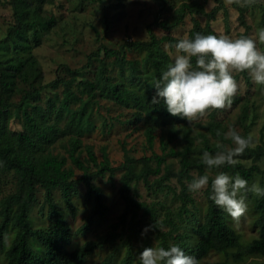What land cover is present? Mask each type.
<instances>
[{"label":"trees","instance_id":"1","mask_svg":"<svg viewBox=\"0 0 264 264\" xmlns=\"http://www.w3.org/2000/svg\"><path fill=\"white\" fill-rule=\"evenodd\" d=\"M213 1L214 5L209 10L203 7L204 1L200 0L182 1L179 4L180 15L177 21L186 14L190 15L191 26L187 31L186 38L193 39L197 33L219 37L211 26V22L216 19L218 12L223 10V19L226 23L228 12L224 7L223 0ZM44 2L45 0L6 1L11 9L13 24L7 27L5 36L0 39V45H13L11 48L16 55H12L6 60L0 57V170H10L15 176L14 189L0 198V264H88L85 262L86 257L93 250L101 248L115 239H119V241L113 244L110 252L101 261L90 264H113V256L120 247H124L120 264H131L134 258L131 239L139 233L136 221L137 211L140 209L148 212L147 220L153 227L147 232V235L153 234L157 239L158 247L168 249L170 246L177 245L185 254L195 256L199 262L210 251L223 253L225 258L220 264H227L229 257L233 261H240L245 255L264 256V197L258 196L254 201V208L258 212L256 223L259 235L243 244L239 240L238 233L228 226L225 220L226 212L217 207L210 199L212 177L200 157L204 151L215 154L218 149L216 143H209L206 136L202 140L201 147L194 148L192 138L185 131L182 147L175 149L168 145L176 138V133L171 131L165 139L160 138L162 152L160 155L154 154V165H151L150 157L143 156L139 160L134 159L128 155L124 147H122L123 160L115 167L110 166L105 152L102 153L101 160L97 161L91 147H86V161L89 160V163H84L85 161L79 157V153L83 149L81 136L85 131H90V126L93 127L87 120L88 106L97 103L98 99L125 108H133L134 114L149 120V125L145 128V138L149 147H152L155 127L172 125L179 120L180 117H173L167 112L162 101L159 105L151 103L155 95L154 81L161 76L169 64L173 63L161 48V44L163 42L170 45L176 44L179 39L169 34L157 37L148 26V40H126L117 48L100 44L97 47V52L87 56V62L82 67L71 69L64 66L67 77L57 76L46 84H41V71L36 67V59L28 51L40 44L39 32L48 31L55 21L52 15L45 16L43 14ZM249 4L250 0H232L231 2L232 7L237 11V22L243 27V31L238 32L235 38L250 37L248 34L250 25L246 21V8ZM200 14L204 17L203 21L196 17ZM154 25L164 31H169L175 26V23L155 19ZM226 29H228L227 26ZM126 48L143 53L141 59L127 58ZM20 52L26 54H20ZM100 52H102V58L99 56ZM93 56L99 62L94 67L88 95L81 98L72 89L73 83L79 71L84 70ZM109 59H112L110 62L118 68L116 76H111L106 72ZM192 63H195L194 59ZM125 71H127L126 74ZM246 72L248 70L242 74L244 79L249 82ZM18 82L26 83L28 89L23 91L19 101L15 103L11 97L18 88ZM135 82L138 84L132 87ZM45 87L50 90L62 88L61 98L57 105H54L53 98H47L45 107L36 104ZM30 102L32 104L28 110L27 106ZM74 102H77L78 106L74 112L73 125L67 135L68 138L60 145L66 155H59L54 153L51 148L55 138L62 131L58 126V121L62 113L70 110L69 105ZM13 107L19 108L21 112L22 129L20 130L8 128ZM52 115L55 120L49 121V117ZM241 116L242 114L239 116V121H241ZM243 123V131L240 135L248 138L250 137V125ZM207 129L214 139L225 145L227 138H225L224 131L218 122L210 123ZM262 136L261 132L259 141L246 149L239 158L256 161L264 157ZM166 156L178 159L177 169H172L167 165L161 167ZM67 159L81 171L79 177L75 178L73 168L66 166ZM139 163L140 165L137 167ZM92 165L93 169L90 167ZM117 170L121 171L119 194L125 206L118 217L120 223L115 222L113 227L126 223L129 232L124 234L122 229L108 231L70 249L69 225L64 219L63 210L57 208L52 199L53 191L59 190L67 209L71 214H74L75 209L70 202V196L77 193L79 183L85 186L84 198L86 201L93 199L94 204L84 217V222L77 228L78 232L84 233L88 231L93 220H99L107 209L101 198V190L93 183V180L107 173L108 180L111 181ZM221 171L229 173L233 177L239 174L248 183H251L254 174L264 175V170L256 163H252L248 167L242 163L235 166H224L219 168V172ZM205 174H209V184L203 190L205 212L202 222L195 228L196 242L189 244L187 242L189 235L177 232L174 219L175 217L181 218L185 214L190 215L189 208L196 207L195 199L188 190V184L198 176ZM140 180L143 181L146 189L167 191H172L170 182L174 180L179 187L177 193L173 189V194L179 201L177 210L171 212L166 209L163 219H157L154 202L138 201L131 194V186ZM38 186L43 191L41 207L46 204L49 214L48 222L43 227L34 226L29 213L32 205L36 202ZM260 187H264L262 182H260ZM248 196L251 197L250 192L246 194V197ZM127 215L129 217L126 220ZM163 223L168 224L169 228L166 230L159 228ZM31 239H35L39 244L30 243ZM144 249L145 245L138 248L139 255Z\"/></svg>","mask_w":264,"mask_h":264},{"label":"rangeland","instance_id":"2","mask_svg":"<svg viewBox=\"0 0 264 264\" xmlns=\"http://www.w3.org/2000/svg\"><path fill=\"white\" fill-rule=\"evenodd\" d=\"M7 0H0V39L6 34L7 27L13 24L11 9L6 3ZM182 1L188 0H45L42 6V12L45 16L52 15L54 18L53 26L48 30L39 32L40 44L32 47L28 52L36 59V67L41 71V84L55 79L67 77L64 66L71 69L80 68L87 62V56L90 53L97 52V47L103 44L110 48H117L126 40H148L147 27L150 26L157 37L169 34L177 39H183L187 36V31L191 26L190 15L186 14L181 20L177 21L179 17L180 7ZM204 1L203 7L209 10L213 5V0ZM224 7L228 12V21L225 23L223 10L219 11L216 19L211 22V26L219 36L226 35L230 38H235L238 32L243 31V27L237 22V11L232 7L229 0H223ZM200 21L204 20L202 14L196 16ZM164 20L168 23H175V26L169 31H164L154 25V21ZM177 21V22H176ZM246 21L250 25L248 31L250 38L257 41V48L264 52V43L259 42V29L264 28V0H250L249 6L246 8ZM226 26L228 29H226ZM227 30V31H226ZM13 45L1 44L0 57L3 60L9 59L12 55H16L11 48ZM161 48L168 55L170 61H174L176 54L175 44H168L163 42ZM20 54H26L20 52ZM99 55L101 58L102 52ZM125 55L129 59H141L143 53L131 49H125ZM99 58V57H98ZM107 60L106 58L104 59ZM108 60L107 73L116 76L118 74L117 66ZM98 59L94 56L90 63L80 70L77 78L73 83L72 89L85 98L88 95V88L90 80L93 76L94 67L98 64ZM127 71H125V74ZM249 82H247L242 72L233 71V76L238 84L237 94L232 99V104L227 109L217 110L211 109L210 115L192 122L186 119H181L175 123L164 126L155 127L153 130V143L149 147L145 138V128L149 125V120L145 117H138L134 114L133 108H125L106 100L98 99L97 103L89 104L87 114L90 123V131H85L81 136L82 151L79 153L81 160L86 161V147H91L93 154L97 161L102 158V153L105 152L110 166H117L123 160L124 147L129 156L136 160L141 157H150L151 165L155 164L154 154L162 152L160 149V138H166L167 135L174 131L176 138L168 145L175 149H180L184 143L183 134L187 131L188 135L193 140V147L200 148L203 138L206 136L209 143H217L209 130L207 129L210 123L218 122L224 131V136L229 128H234L239 134H242L243 124L250 125V137L253 144L257 143L262 132V139L264 140V86L257 85L253 82L252 77L248 72ZM135 82L132 87H134ZM17 90L12 95L11 99L16 103L19 101L23 91L28 89V85L24 82H18ZM61 87L55 90L44 88L41 91L40 100L36 102L40 107H45L47 98H53L54 105L58 104L61 98ZM137 89V87H135ZM31 102L27 106L28 110L31 107ZM77 102L69 105L70 110L62 113L58 126L62 129L60 134L55 138L51 148L54 153L59 155H66L64 149L60 145L66 141L70 128L73 125L74 112L77 108ZM11 118L8 121V128L12 130L22 129L21 112L19 108L13 107L11 109ZM241 121H239V116ZM243 118V120H242ZM53 115L49 117V121H53ZM203 136L201 137V135ZM229 140V141H228ZM228 141V142H227ZM225 142L226 148L230 146L235 147L231 139L227 138ZM241 163L248 167L252 163L259 165L264 170V157L259 160L252 161V159L238 158ZM140 163L137 165V167ZM164 165L172 169H177L178 159L175 157L166 156L161 167ZM66 166L73 168L74 177L80 176L81 171L75 168L70 161L66 160ZM92 169L94 166H90ZM219 169H214L210 173L212 179L218 174ZM121 171H115L112 180H108L107 173L93 180L101 190V198L103 203L107 206L104 215L99 220H93L87 232L80 233L77 228L84 222V217L89 213L94 202L93 199L85 200V186L79 183L76 194L70 196V202L75 209V213L71 214L67 209L65 202L60 196L59 190H54L52 199L56 203L57 208L62 209L64 219L69 225L71 241L70 249L82 244L86 240L96 238L99 234L107 233L108 231L123 230L124 234L129 232L127 224L117 225L113 227L115 222L120 223L118 217L123 212L125 203L119 194V176ZM231 176V174L227 173ZM14 173L10 170H0V198L14 189ZM260 182L264 185V175L254 174L250 187L254 183ZM172 191L167 190H150L146 189L143 181H138L134 186H131V194L138 201H145L146 203L154 202L157 209V219H163L166 209L174 212L179 206V201L173 194L178 192L179 187L174 180L170 182ZM204 190V189H203ZM203 190L197 193L191 192L195 199L196 207H190V215L185 214L181 218L174 219L177 232L187 233L189 244L196 242L195 228L202 222L203 214L205 212V199L203 197ZM251 193V192H250ZM258 196L251 193V197H246L248 210L244 217L241 218L239 226H236L230 216L226 213L225 220L229 227L233 228L239 235L241 243L245 244L251 239L259 235L256 218L258 212L254 208L255 198ZM43 203V191L38 186L36 189V202L30 209V216L34 226H46L49 218L48 208ZM129 215H127L126 220ZM148 212L140 209L137 211L136 226L139 231L138 234L132 237L134 258L131 264H139L138 248L145 245V248L158 247L157 239L153 234L141 236L142 230L150 226L147 220ZM123 226V227H122ZM122 227V228H121ZM161 229H168L169 225L163 223L159 226ZM9 237V236H8ZM119 239L103 245L101 248L93 250V252L86 257L85 262L95 263L101 261L112 249L113 244L118 243ZM30 243L38 245L35 239H31ZM124 254V247H120L113 256V264H120V260ZM225 255L215 251L208 252L201 260L200 264H220L224 260ZM4 262V261H1ZM264 264V256L245 255L240 261H233L231 257L227 264Z\"/></svg>","mask_w":264,"mask_h":264},{"label":"clouds","instance_id":"3","mask_svg":"<svg viewBox=\"0 0 264 264\" xmlns=\"http://www.w3.org/2000/svg\"><path fill=\"white\" fill-rule=\"evenodd\" d=\"M258 40L264 43V28L259 29ZM175 49L173 63L154 81L155 95L151 103L159 105L162 101L171 116L186 119L189 124L210 115L211 109L222 110L231 106L238 91L233 71L248 70L253 82L264 86V52L258 50L253 38L233 39L226 35L217 37L197 33L193 39H180ZM225 138L231 139L235 147L226 148L217 142L215 154L204 151L200 157L209 172L241 163L238 158L253 146L251 137H243L234 128H229ZM208 184L209 174L198 176L188 184V190L197 193ZM211 192L210 199L230 216L236 226L248 210L246 194L251 192L264 197V187L258 183L249 187L248 181L239 174L233 177L222 171L212 179ZM152 227L143 229L141 236ZM138 258L139 264H200L195 256L185 254L177 245L168 249L145 248Z\"/></svg>","mask_w":264,"mask_h":264}]
</instances>
